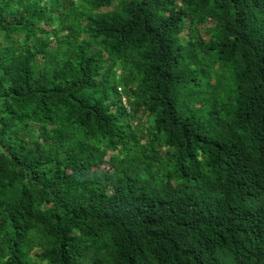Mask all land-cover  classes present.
<instances>
[{"label":"trees","instance_id":"obj_1","mask_svg":"<svg viewBox=\"0 0 264 264\" xmlns=\"http://www.w3.org/2000/svg\"><path fill=\"white\" fill-rule=\"evenodd\" d=\"M70 2L0 0V264H264V0Z\"/></svg>","mask_w":264,"mask_h":264},{"label":"rangeland","instance_id":"obj_2","mask_svg":"<svg viewBox=\"0 0 264 264\" xmlns=\"http://www.w3.org/2000/svg\"><path fill=\"white\" fill-rule=\"evenodd\" d=\"M70 1L72 2V0H70ZM202 27H198L197 30H198V33L200 35H202L203 37H205V34H204L203 30H202ZM70 45H71V41H69V40H64V41H59V42L55 41V42H51V47L49 49L52 51L55 47L68 48ZM121 100H122L121 101L122 104H123V102L126 104V101H125L124 98H122ZM139 123L140 124H143V125H146L147 122L144 121V122H139ZM40 264H43V262H40Z\"/></svg>","mask_w":264,"mask_h":264}]
</instances>
